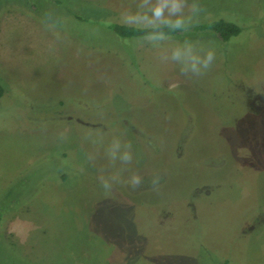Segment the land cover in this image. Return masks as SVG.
I'll return each instance as SVG.
<instances>
[{
    "label": "rangeland",
    "instance_id": "374dc122",
    "mask_svg": "<svg viewBox=\"0 0 264 264\" xmlns=\"http://www.w3.org/2000/svg\"><path fill=\"white\" fill-rule=\"evenodd\" d=\"M137 3L0 0V264H264V0H199L240 27L172 36L199 79L108 28Z\"/></svg>",
    "mask_w": 264,
    "mask_h": 264
},
{
    "label": "clouds",
    "instance_id": "9594fccd",
    "mask_svg": "<svg viewBox=\"0 0 264 264\" xmlns=\"http://www.w3.org/2000/svg\"><path fill=\"white\" fill-rule=\"evenodd\" d=\"M203 11L199 0H138L135 11L125 10L121 14V21L140 30L134 43L142 48L151 45L160 50L159 59L163 63L171 62L178 66L182 76L189 79H199L213 66L216 60V49L199 40L185 38L167 46L172 39L171 33H187ZM132 145L122 142L118 137L111 140L107 148V156L115 163L129 165L132 162ZM91 158V157H90ZM123 168L108 177L101 176L99 181L105 193L111 192L114 185L124 182L133 190L142 184V177L133 173L128 180H121ZM161 177L155 175L151 179L153 188H158Z\"/></svg>",
    "mask_w": 264,
    "mask_h": 264
},
{
    "label": "trees",
    "instance_id": "16d2710c",
    "mask_svg": "<svg viewBox=\"0 0 264 264\" xmlns=\"http://www.w3.org/2000/svg\"><path fill=\"white\" fill-rule=\"evenodd\" d=\"M108 28L117 36L124 38L138 37L141 35L140 30L130 27L124 23L113 22L108 25ZM208 31L217 35L220 40L225 41L230 36L236 35L240 31V27L234 22L224 20L222 18L196 24L191 27L188 32ZM180 33H171V36ZM3 93V86L0 83V97Z\"/></svg>",
    "mask_w": 264,
    "mask_h": 264
}]
</instances>
